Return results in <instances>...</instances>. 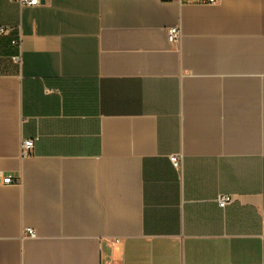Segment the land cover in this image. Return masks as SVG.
<instances>
[{"label": "crops", "instance_id": "0c3cea01", "mask_svg": "<svg viewBox=\"0 0 264 264\" xmlns=\"http://www.w3.org/2000/svg\"><path fill=\"white\" fill-rule=\"evenodd\" d=\"M0 26V264H264V0H0Z\"/></svg>", "mask_w": 264, "mask_h": 264}, {"label": "built area", "instance_id": "2783aa9c", "mask_svg": "<svg viewBox=\"0 0 264 264\" xmlns=\"http://www.w3.org/2000/svg\"><path fill=\"white\" fill-rule=\"evenodd\" d=\"M17 1H19L21 3L31 4V5H36L39 3V0H17ZM207 1L216 2L217 0H207ZM8 32H9L8 27L0 26V35L8 34ZM180 33H181V30L177 26H172V27L168 28V39H169V41L170 42L177 41L178 38L180 37ZM12 43L16 44L17 46H20L21 45L20 36L18 38H14L12 40ZM16 58H19V56H16ZM21 146H22V154L23 155L30 154V152L34 146V139H32V138L24 139L22 141ZM171 159H172V162L174 163V165H178L181 161L180 155H172ZM16 181L17 180H15L11 175L3 176V182L4 183H13ZM232 201H233V196L231 194H223V195L219 196V198H218V203L222 207H225L227 204H229ZM26 232L30 236L36 235V232L30 227L26 228Z\"/></svg>", "mask_w": 264, "mask_h": 264}]
</instances>
